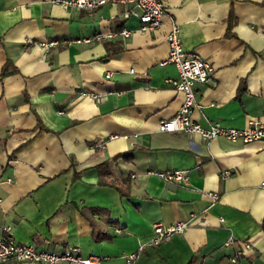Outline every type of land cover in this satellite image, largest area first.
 I'll list each match as a JSON object with an SVG mask.
<instances>
[{
	"label": "crops",
	"instance_id": "crops-1",
	"mask_svg": "<svg viewBox=\"0 0 264 264\" xmlns=\"http://www.w3.org/2000/svg\"><path fill=\"white\" fill-rule=\"evenodd\" d=\"M163 1L158 28L84 42L139 20H125L123 4L90 12L55 0H0V237L123 264L155 222L188 221L172 239L147 244L136 264H227L231 234L254 244L241 264H264V139L158 129L184 97L166 82L178 74L164 63L171 17L185 49L215 66L197 85L193 118L204 126L264 123V0ZM125 151L133 158L109 161L105 178L128 179L122 195L99 183L97 166ZM167 169L184 170L186 180L156 173ZM92 207L104 211L91 216ZM85 213L114 236L96 241Z\"/></svg>",
	"mask_w": 264,
	"mask_h": 264
},
{
	"label": "built area",
	"instance_id": "built-area-1",
	"mask_svg": "<svg viewBox=\"0 0 264 264\" xmlns=\"http://www.w3.org/2000/svg\"><path fill=\"white\" fill-rule=\"evenodd\" d=\"M68 6L85 9L93 12L105 4H123L125 20L135 16L139 20V25L132 29L124 25L122 28L108 32H96L93 36L83 37L78 41L89 42L112 40L118 36L128 37L136 30H149L158 28L167 14L163 0H55ZM169 53L164 63H170L177 67L178 74L169 77L166 82L184 95L179 111L172 117L164 119L159 123L158 129L161 131H182L189 134H198L205 139H212L223 136L232 141L241 140L249 143L255 140L264 139V123L252 119L249 125L243 128L226 126L220 121H211L208 126H204L193 118V111L198 106L197 85L207 83L214 74L215 66L208 59L204 58L197 51H187L182 40V28L179 22L171 17V26L167 34ZM58 40H52L45 45L47 47L56 45ZM134 71V68H131ZM112 71L106 72V77H111ZM82 95H88L95 99H100V95L87 90L81 91ZM104 140L98 141L97 146L103 147ZM164 180L168 182H183L187 175L181 169H167L156 171ZM227 174L229 172H226ZM135 176V175H133ZM264 186V182L262 183ZM214 199L218 198L217 193H213ZM188 221H177L173 223L155 222L152 236L147 242L141 243L136 249L124 255L123 264H136L142 250L147 244H159L162 241L172 239L176 234L184 232L188 227ZM120 231V229H118ZM224 246L231 249L227 255V264H241V259L254 250V244L249 239H240L231 234L225 241ZM33 262L36 264H57L67 262L69 264H101L97 256H83L79 248L75 247L66 251H53L40 249L33 242L18 241L14 237H0V262L11 264L12 262Z\"/></svg>",
	"mask_w": 264,
	"mask_h": 264
},
{
	"label": "trees",
	"instance_id": "trees-1",
	"mask_svg": "<svg viewBox=\"0 0 264 264\" xmlns=\"http://www.w3.org/2000/svg\"><path fill=\"white\" fill-rule=\"evenodd\" d=\"M240 89H242V88H240ZM133 155H134L133 151H125V152H122V153H119V154L115 155L113 158H111L108 161L101 162L100 164H98L97 168H98L99 173H100L99 183L100 184H105V185H113L120 191V193L122 195H127L128 193L124 189H122L121 186L123 185V183L124 184H129V180L128 179L119 180L117 182L118 184H116L115 181H111L110 179L106 180L105 178H108L109 174L111 173V170H110L109 165H108L109 161L118 160L120 158L128 161V160H131L133 158ZM104 175H107V176L105 177ZM91 211L92 212L89 215L92 216V215L100 214L104 210L102 208H100V207H92ZM86 215H87L88 219L90 220V222L92 224L93 235H94V239L96 241H101L103 239H111L114 236L111 233H109L106 230H104L103 228L99 227L96 224V221L91 216H88V214H86Z\"/></svg>",
	"mask_w": 264,
	"mask_h": 264
}]
</instances>
